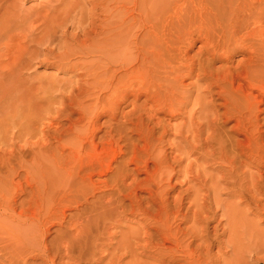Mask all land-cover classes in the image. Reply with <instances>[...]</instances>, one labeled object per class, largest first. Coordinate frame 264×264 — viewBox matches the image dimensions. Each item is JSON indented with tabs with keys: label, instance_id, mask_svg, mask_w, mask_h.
<instances>
[{
	"label": "rangeland",
	"instance_id": "rangeland-1",
	"mask_svg": "<svg viewBox=\"0 0 264 264\" xmlns=\"http://www.w3.org/2000/svg\"><path fill=\"white\" fill-rule=\"evenodd\" d=\"M10 3L24 17L10 32L13 41L8 55L4 49L9 38L0 39L3 55L0 60L25 47L30 48L32 56L26 57L30 67L22 70L12 69L10 62L0 65V71L11 73L0 80V264H264V250L255 245L264 239V193L255 190L251 195L240 196L217 192L219 179L229 171L220 165L219 151H212V159L207 161L200 160L198 154L179 156V139L174 135L167 138L175 148L168 153L181 163L171 161L174 164L171 172L177 175L171 182L169 196L162 193L168 200L167 208L151 198L144 183L148 175L128 164L132 155L118 158L110 175L93 177L100 190L86 187L82 158L70 156V150H79V137L97 113L94 109L100 95L97 83L93 77L83 79L82 75L98 66L95 49L101 32L115 28L126 12L135 9L137 18L150 15V20L156 23L154 13L161 6L166 22L162 27L168 34L170 28L173 30L168 36L170 46L188 50L190 59H196L203 50L205 36L219 40L236 29L255 34L256 42L263 44L264 50V0H10ZM216 14L220 15L219 20L213 21ZM151 25L142 33L135 30L140 41L148 40L146 33L151 31ZM189 34H195L198 40L187 49L188 46L179 44L178 38ZM247 59L243 53L232 57L235 65ZM223 66L230 67L218 61L212 69ZM253 81L257 84L264 79ZM185 84L182 92L191 91L192 105L188 111L198 109L207 83L195 77L185 80ZM84 88L88 93L82 95ZM253 95L257 96L258 91ZM133 100L132 97L123 104L124 115L133 110ZM144 101L142 98L138 105ZM260 110L264 137V104ZM198 117L199 122L203 121L204 116ZM109 121L112 127L118 124L108 114L99 125ZM185 121L174 119L171 125ZM235 125V121L223 120L222 130L228 135L224 140L246 143L244 136L233 129ZM107 131L104 127L98 137ZM128 136L134 141L139 139L131 133ZM152 143L157 144L155 140ZM137 144L147 145L146 141ZM97 148L101 150V146ZM88 151L93 155V150ZM187 156L191 157L186 160ZM237 165L238 171L248 174L245 180L248 187L257 180L264 189V176L257 177L264 175V169L251 165L246 156ZM125 166L130 171L125 180L128 198L118 196V189L122 188L118 170ZM149 167L156 169L153 164ZM193 174L206 182V187L196 180L190 181ZM134 179L142 183L139 188ZM220 185L227 187L226 183ZM187 190L191 195L178 213V200ZM104 194L108 196L102 198ZM205 196L209 201L202 206ZM218 197L222 200L220 208L216 207ZM200 206L208 213L200 216ZM168 215L173 235L178 228L185 231L180 235V246L165 240ZM205 218L209 222L208 240L202 232ZM157 243L160 244L156 246Z\"/></svg>",
	"mask_w": 264,
	"mask_h": 264
},
{
	"label": "bare ground",
	"instance_id": "bare-ground-1",
	"mask_svg": "<svg viewBox=\"0 0 264 264\" xmlns=\"http://www.w3.org/2000/svg\"><path fill=\"white\" fill-rule=\"evenodd\" d=\"M136 13V9L126 12L115 28L111 27L108 32L100 33L102 38L95 49L98 66L94 71L82 75L83 79L93 77L100 93L94 106L97 112L93 116L95 119L85 125L87 130L79 137V150H70L72 158H82L81 172H84L82 179L87 183L86 187L99 189L93 177L97 175L103 178L110 175L113 164L118 158L132 155L128 164H133L139 173L143 171L148 175L144 183L148 185L151 198L155 203L160 202L164 208H167L168 200L162 193L169 196V191L173 188L171 182L177 175L172 174L171 170L174 169V164L181 165L176 157H172V153H168L169 149L175 148L167 138L174 135L179 139V156L198 154L200 160L207 161L212 159V151L220 152L222 160L220 165L228 167L229 171L219 179L217 192L228 191V195L234 193L240 196L251 195L255 190L264 193L257 180L248 187L245 182L248 174L238 171L237 165L240 158L246 156L251 165L264 169V137L260 128L262 112L260 106L264 104L262 99L264 81H258L257 84L253 81L264 79L263 44L256 42L255 34L236 29L219 40L205 36L203 50L198 53L196 59H190L188 50L183 51L180 47L170 46L168 36L173 30L170 28L168 34L162 27L166 22L161 6L154 13L156 23L152 22L154 19L150 20V15L144 14L137 18ZM218 16L220 15L213 16L215 17L213 21H218ZM23 17V12L10 3V0H0V39L5 36L9 38L5 43V55H8L12 47L13 37L10 36V32L13 31L14 26H18ZM262 19L264 20V15ZM150 23H152L151 31L146 33L148 40L140 41L135 30L142 33ZM197 40L195 34L178 38L179 44L188 46L187 49ZM260 47L261 50L258 49ZM238 53H243L248 59L243 64L235 65L232 57ZM29 54L32 56L30 48L25 47L16 55L0 60V65L10 62L9 66L14 70L25 69L30 67V63L26 62ZM218 61L226 62L230 67L212 69L213 63ZM10 76L11 73L0 71V80ZM195 77L207 83L206 93L199 108L188 111L192 105V101L189 100L191 91L182 92V89L187 87L185 80ZM256 91L258 95L254 96ZM86 93L88 92L85 89L82 95ZM132 97L134 100L131 104H134V108L129 114L124 115L121 111L123 104H127ZM142 98H145L144 103L138 105V101ZM222 109L226 112L220 113ZM108 114L112 115L114 120H118L116 127L108 125L111 121L99 125L102 117ZM162 115L169 118H163ZM198 115L204 116L203 121H198ZM174 119L186 121L178 126H172L171 121ZM224 119L236 122L233 129L244 136L246 143L231 141V144L229 140H224V136H228L221 127ZM104 127L108 131L104 136L98 137ZM128 133L137 135L139 137L137 141H146L147 145L139 147L137 141L132 140ZM96 140H99L98 144L95 143ZM154 140L157 142L155 145L152 143ZM98 146H101V150H98ZM89 148L94 151L93 155H90ZM191 156H187L186 160ZM139 158L143 159L142 163L138 162ZM172 160H174L173 165ZM150 164L155 165L156 169H150ZM118 172L117 179L122 186L118 189V196L128 198L125 196V180L130 171L125 166ZM263 176L261 174L257 177L262 179ZM195 180L201 187H206V182L193 174V179L190 181ZM133 182L137 183V179ZM220 183H226L227 187L221 186ZM141 184L137 183V188ZM127 190L131 196V187ZM190 195L187 190V194L179 198L178 213ZM106 196L108 195L104 194L102 198ZM202 200L204 201L202 206H205L209 197L205 196ZM119 203L121 204V201ZM216 207H222V200L219 197ZM199 213L201 216L207 214L208 210L200 206ZM169 220L168 215L164 224L165 240H172L180 246V235H184L185 231L178 228L173 235V226ZM206 221L207 218L202 221L206 225L202 232L205 233L203 238L208 240L209 222ZM159 244L157 243L156 246ZM255 245L264 250V239H259Z\"/></svg>",
	"mask_w": 264,
	"mask_h": 264
}]
</instances>
